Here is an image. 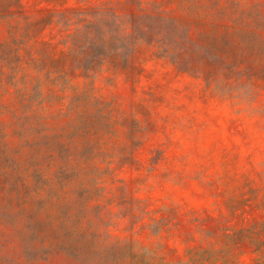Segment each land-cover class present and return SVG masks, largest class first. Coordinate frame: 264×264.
<instances>
[{"label": "rangeland", "instance_id": "rangeland-1", "mask_svg": "<svg viewBox=\"0 0 264 264\" xmlns=\"http://www.w3.org/2000/svg\"><path fill=\"white\" fill-rule=\"evenodd\" d=\"M154 1L170 19L169 52L143 38L133 72L105 64L58 80L38 47L61 35L25 31L26 19L45 7L128 10L0 0V264H264L253 242L264 224V81L227 74L185 40H263L264 0L143 8Z\"/></svg>", "mask_w": 264, "mask_h": 264}, {"label": "trees", "instance_id": "trees-1", "mask_svg": "<svg viewBox=\"0 0 264 264\" xmlns=\"http://www.w3.org/2000/svg\"><path fill=\"white\" fill-rule=\"evenodd\" d=\"M6 1L20 4V0ZM117 1L128 11L119 13L109 4L45 7L41 8V15L26 19L25 31L37 34L49 28L61 35L56 41L42 39L39 43L38 50L48 60L45 64L49 74L55 73L58 80L76 73L87 77L105 64L133 72L136 69L133 65L136 46L143 38L156 40L166 53L169 52L168 38H172V32L164 23L170 19L160 5L154 1L149 7L143 8L142 0ZM134 5H137V10L132 7ZM170 25L172 27V21ZM173 35L174 41L177 40V31ZM185 40L206 51L209 57L220 60L227 68V74L235 77L247 75L248 78L264 81V39L261 40L254 31L205 33L196 39ZM173 58L176 63V57ZM34 225L36 227L32 236L36 238L42 223L35 219ZM253 233L254 250L262 251L264 224Z\"/></svg>", "mask_w": 264, "mask_h": 264}]
</instances>
